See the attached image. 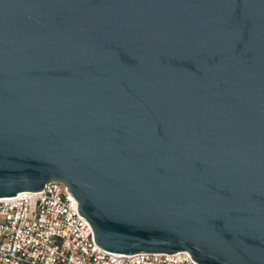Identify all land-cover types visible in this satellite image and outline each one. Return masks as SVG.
I'll use <instances>...</instances> for the list:
<instances>
[{"label":"water","instance_id":"water-1","mask_svg":"<svg viewBox=\"0 0 264 264\" xmlns=\"http://www.w3.org/2000/svg\"><path fill=\"white\" fill-rule=\"evenodd\" d=\"M50 181L108 252L264 264V0H0V197Z\"/></svg>","mask_w":264,"mask_h":264},{"label":"built area","instance_id":"built-area-1","mask_svg":"<svg viewBox=\"0 0 264 264\" xmlns=\"http://www.w3.org/2000/svg\"><path fill=\"white\" fill-rule=\"evenodd\" d=\"M0 264H202L186 250L108 252L94 241L77 201L59 181L0 197Z\"/></svg>","mask_w":264,"mask_h":264}]
</instances>
